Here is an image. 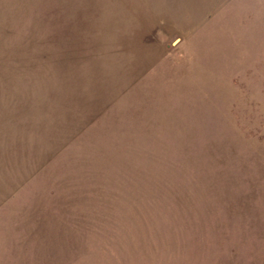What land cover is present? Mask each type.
Segmentation results:
<instances>
[{
	"label": "rangeland",
	"instance_id": "obj_1",
	"mask_svg": "<svg viewBox=\"0 0 264 264\" xmlns=\"http://www.w3.org/2000/svg\"><path fill=\"white\" fill-rule=\"evenodd\" d=\"M0 264H264V0H0Z\"/></svg>",
	"mask_w": 264,
	"mask_h": 264
}]
</instances>
